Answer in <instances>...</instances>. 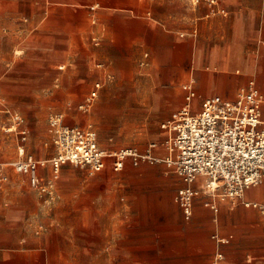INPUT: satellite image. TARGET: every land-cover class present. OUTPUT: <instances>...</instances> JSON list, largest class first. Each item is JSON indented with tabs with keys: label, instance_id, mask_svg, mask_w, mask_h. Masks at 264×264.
Returning <instances> with one entry per match:
<instances>
[{
	"label": "crops",
	"instance_id": "obj_1",
	"mask_svg": "<svg viewBox=\"0 0 264 264\" xmlns=\"http://www.w3.org/2000/svg\"><path fill=\"white\" fill-rule=\"evenodd\" d=\"M251 81L264 95V0H0V118L11 136L0 131V159L12 155L0 163L16 157L19 143L3 131L7 111L30 115L25 151L48 160L55 153L49 115L70 112L72 100L99 82L84 111L87 125L112 130L100 141L95 128L99 146L144 149L156 141L154 154L164 157L161 125L183 105L185 83L199 105L234 98ZM148 165L84 169L93 186H57L51 200L29 187L27 175L4 168L0 264H211L218 251V264H264V214L243 205L264 204V176L239 198L201 191L185 218L175 200L184 181L166 166L140 169ZM40 174L59 178L49 166Z\"/></svg>",
	"mask_w": 264,
	"mask_h": 264
},
{
	"label": "built area",
	"instance_id": "obj_2",
	"mask_svg": "<svg viewBox=\"0 0 264 264\" xmlns=\"http://www.w3.org/2000/svg\"><path fill=\"white\" fill-rule=\"evenodd\" d=\"M188 1L196 5L200 0ZM207 1L210 5L215 4V0ZM100 88L99 82L93 85L83 104L79 105L80 110L91 108ZM182 89L185 91L183 105L161 125L167 131L164 157L154 154L159 147L156 141L149 142L144 149L135 146L102 149L91 125L82 129L67 124L63 112H53L48 117V130L55 153L48 160L36 159L23 146L28 131L22 127L21 115L7 111L9 123L3 126V131L16 134L19 143L16 157L0 163V183L7 178L4 168H9L17 174L27 175L29 187L51 200L56 196L54 182L40 174V169L47 166L56 179L66 163L86 169L90 174L107 165L120 171L126 163L133 166L163 163L185 183L175 195L185 218L191 216L193 200L201 191L214 197H241L246 189L259 185L264 176V95L251 81L241 87L234 98L210 96L195 106L192 82L185 83ZM204 204L216 210L212 201ZM243 205L257 208L264 214V204L244 201ZM212 238L219 244L228 241L217 235ZM222 257L220 251L216 252L211 264H218Z\"/></svg>",
	"mask_w": 264,
	"mask_h": 264
},
{
	"label": "rangeland",
	"instance_id": "obj_3",
	"mask_svg": "<svg viewBox=\"0 0 264 264\" xmlns=\"http://www.w3.org/2000/svg\"><path fill=\"white\" fill-rule=\"evenodd\" d=\"M16 50H18V49H16ZM188 68H189V66H188ZM88 91H87V93H88ZM87 93L83 97H81L79 99L72 100V101H74V104H72V107H71L72 110L70 112H68V113H65V122L67 124L71 125V124L77 122L76 119H77V117L79 118L78 115H80L81 118H82L80 123H79V125H78L80 128L86 129L87 126H88L87 124L89 122L92 124L91 121H88L87 114L84 113L83 110L79 109V105L83 104L85 96L87 95ZM193 104L196 106L197 105L196 101H194ZM72 116H74V117L72 118ZM23 119H24V122L25 123L27 122L28 125L29 124L34 125V123L30 119V115H28V117L23 118ZM3 121H4V119L2 120L0 118V131H1L2 134H3V132L1 130V126L3 125L2 124ZM93 126L96 129H98L97 132H98V136H99V140L100 141L101 140L109 141V138L112 136V133H111L112 130L103 132V131H100L99 128H97L95 125H93ZM95 128H93V129L95 130ZM123 132H124V130H118V147H120V145H122L120 143L124 142V140H125L124 138H122L123 136L120 137V134L123 133ZM3 135H5L7 138H11L10 135H7V134H3ZM48 137H49V135L47 136V138ZM130 139H133V138H130ZM162 143L164 145V140L162 141ZM50 151H51V153L53 152V147L52 146H51ZM11 156L12 155H10L8 158H6L4 160L6 161ZM4 160L0 159L1 162L4 161ZM107 168H108V170L111 169V167H107ZM140 169L141 170L164 171L166 169V167L161 165V164H154V165H148V166L140 167ZM58 175H59V178L57 179V182L53 181L56 188H57V186H63V187L72 186V187H74L76 189V188H81L83 186H93L94 185L92 180L89 177H87L86 171L83 168L74 166V165H72L70 163H67L64 167H62L59 170ZM169 175H172V176L176 177V175L174 173H169ZM205 263H206V259H204V264Z\"/></svg>",
	"mask_w": 264,
	"mask_h": 264
},
{
	"label": "bare ground",
	"instance_id": "obj_4",
	"mask_svg": "<svg viewBox=\"0 0 264 264\" xmlns=\"http://www.w3.org/2000/svg\"><path fill=\"white\" fill-rule=\"evenodd\" d=\"M20 52H21V51H20L19 49L15 51V53H20ZM76 126H78V125H76Z\"/></svg>",
	"mask_w": 264,
	"mask_h": 264
}]
</instances>
